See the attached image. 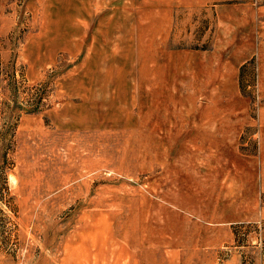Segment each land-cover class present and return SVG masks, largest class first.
I'll return each instance as SVG.
<instances>
[{"label": "rangeland", "instance_id": "374dc122", "mask_svg": "<svg viewBox=\"0 0 264 264\" xmlns=\"http://www.w3.org/2000/svg\"><path fill=\"white\" fill-rule=\"evenodd\" d=\"M0 264H264V0H0Z\"/></svg>", "mask_w": 264, "mask_h": 264}]
</instances>
